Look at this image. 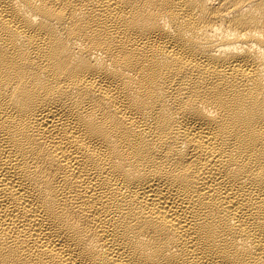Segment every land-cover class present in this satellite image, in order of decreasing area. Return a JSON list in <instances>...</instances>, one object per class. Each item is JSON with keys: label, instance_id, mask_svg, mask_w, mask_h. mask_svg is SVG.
<instances>
[{"label": "bare ground", "instance_id": "obj_1", "mask_svg": "<svg viewBox=\"0 0 264 264\" xmlns=\"http://www.w3.org/2000/svg\"><path fill=\"white\" fill-rule=\"evenodd\" d=\"M0 264H264V0H0Z\"/></svg>", "mask_w": 264, "mask_h": 264}]
</instances>
